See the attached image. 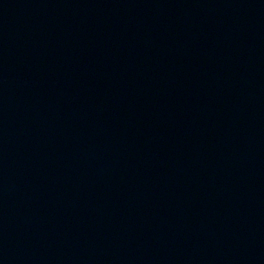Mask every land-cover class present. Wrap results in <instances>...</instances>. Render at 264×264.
Instances as JSON below:
<instances>
[{
	"label": "water",
	"instance_id": "obj_1",
	"mask_svg": "<svg viewBox=\"0 0 264 264\" xmlns=\"http://www.w3.org/2000/svg\"><path fill=\"white\" fill-rule=\"evenodd\" d=\"M0 264H264V0H0Z\"/></svg>",
	"mask_w": 264,
	"mask_h": 264
}]
</instances>
